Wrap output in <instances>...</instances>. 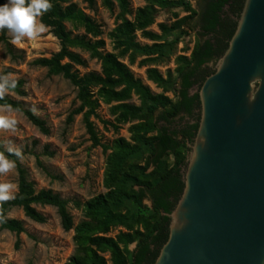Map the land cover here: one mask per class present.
Returning <instances> with one entry per match:
<instances>
[{
	"label": "trees",
	"instance_id": "1",
	"mask_svg": "<svg viewBox=\"0 0 264 264\" xmlns=\"http://www.w3.org/2000/svg\"><path fill=\"white\" fill-rule=\"evenodd\" d=\"M82 1L90 9L97 1L108 10H112L116 4L122 14L127 13L129 6L128 0ZM146 1L148 4L137 11L134 27L125 22L115 31L117 37L121 38L117 43L125 51L134 49L145 56L163 53V44L138 47L129 36L130 32L141 31L142 36L148 40L157 38L155 34L146 31L154 22L153 6L161 9L180 8L187 13L170 26L159 24L161 33L178 32L184 36L187 33L185 28L196 32L197 42L189 58H178L177 100L172 105L163 94H152L115 55L102 53L104 42L100 38V26L79 10L73 0H51V10L41 17L42 23L58 40L60 47L50 57L35 60L33 65L46 69L49 76H61L75 88L77 106L67 117V122L73 116L81 115L91 145L101 147L103 151L109 148L101 144L92 121L98 117L96 110L99 104L95 96L106 104H114L110 107L113 122L102 121L105 127L110 126L116 133L121 125L131 124L130 141L122 137L116 138L106 157L103 178L106 192L83 205V220L76 225L68 211L69 202L51 190L36 192L20 160L10 156V159L16 160L19 191L15 199L3 204L6 222H0V230L13 233L17 237L24 233L21 221L7 217V213L13 208L20 209L25 218L38 224H43L45 218L35 209V205L55 208L61 229L64 232L73 231L75 251L67 264L155 262L168 237L169 215L184 188L183 169L186 166V156L200 119L197 91L205 78L214 72L208 65L218 62L225 52L244 4V0H202L200 10L197 11L188 0ZM6 2L7 0H0V4ZM66 23L76 29L81 28L84 35L73 36L67 30ZM7 34V29L0 31V45L8 55L13 56ZM87 35L93 41L86 39ZM72 48L82 49L91 58L97 59L100 62V73L79 75L74 71L73 65L84 66L85 62ZM147 78L165 91L170 82V78H163L156 69H149ZM12 93L24 95L21 80H18V86ZM133 96L137 97L139 105L130 103ZM4 103L19 110L42 135L49 134L46 122L25 109L20 102L5 97L0 100V104ZM180 115L187 116L190 120L180 125L177 122ZM0 150L4 149L0 147ZM143 151H146L147 156L143 165L139 166L133 159ZM5 154L9 155L7 152ZM169 157H172L171 165L166 161ZM149 168L152 170L148 172ZM144 200L150 202V207L143 204ZM73 204L80 207L78 202ZM116 226L125 228L126 232L109 237L108 234ZM18 245L17 239L15 248ZM130 245H134L133 250H129ZM106 252L109 253L108 260L102 255Z\"/></svg>",
	"mask_w": 264,
	"mask_h": 264
},
{
	"label": "rangeland",
	"instance_id": "2",
	"mask_svg": "<svg viewBox=\"0 0 264 264\" xmlns=\"http://www.w3.org/2000/svg\"><path fill=\"white\" fill-rule=\"evenodd\" d=\"M188 1L192 8L200 10L202 0ZM128 2V11L122 14L116 4L112 10H108L101 5L100 1H97L90 9L82 0H73L79 10L100 26V38L104 42L102 53L115 55L135 78L150 89L152 94H163L172 105L177 100L178 58L180 56L189 58L197 42L196 32L185 28L187 33L184 36L179 35L178 32L161 33L159 24L170 26L187 13L180 8L161 9L153 6L154 22L146 31L155 34L157 38L153 41L148 40L142 36L141 31L130 32L129 36L133 44L138 47L151 46L154 43L163 44V53L145 56L134 49L125 51L123 46L118 45L117 41L121 38L117 37L115 31L125 22L134 27L137 11L148 4L146 0H128ZM66 28L73 36L84 35L81 28L76 29L69 23H66ZM7 37L12 46L13 56L8 55L0 45V74H11L17 80H21L24 95L18 96L11 92L6 97L20 102L25 109L34 108L35 115L46 122L49 134L42 135L22 113L18 112L20 122L15 133H0V147L4 149V143L10 138L12 143L22 149L23 160L20 162L27 172L28 180L33 183L35 191L51 190L67 200L68 211L72 216L73 224L76 225L83 220V205L106 192L103 186L106 157L116 138L122 137L130 141L131 124L121 125L116 133L110 126L105 127L102 121L113 122L114 117L110 113V107L114 104H106L101 98L95 96L99 104L96 110L98 117L92 121L101 144L109 149L103 151L101 147H93L85 132L81 115L73 116L72 120L67 122V117L77 106L75 88L61 76H49L46 69L33 65L35 60L48 58L56 53L60 47L58 40L48 29L36 39L25 40L19 44L11 42L12 37L9 32ZM86 39L93 41L88 35ZM71 50L78 53L85 62L84 66L73 65V70L79 75L89 72L100 73V62L97 59L91 58L90 54L82 49L72 48ZM217 64L218 62L210 63L208 68L215 69ZM149 69H156L163 78H170L166 91L149 81L147 78ZM130 103L139 105L135 96ZM45 151L52 155H47ZM146 156V151H143L133 159V162L142 166ZM188 157L189 152L186 160ZM166 161L171 165L172 157L167 158ZM151 170L152 168H149L148 172ZM6 179L17 183V172L8 177H0V181ZM74 202H78L80 207H75ZM143 204L150 207L148 200H144ZM34 207L44 216L43 224L28 220L18 208H13L7 213L8 218L23 223L24 233L17 237L13 233L0 230V264H67L74 254L73 231L64 232L61 229L55 208L39 205ZM119 232H126V229L116 226L108 236L114 237ZM17 239L19 245L15 248ZM133 248L134 245L129 246V250ZM102 255L106 260L109 259L108 252Z\"/></svg>",
	"mask_w": 264,
	"mask_h": 264
},
{
	"label": "water",
	"instance_id": "3",
	"mask_svg": "<svg viewBox=\"0 0 264 264\" xmlns=\"http://www.w3.org/2000/svg\"><path fill=\"white\" fill-rule=\"evenodd\" d=\"M153 264H264V0H244L214 72Z\"/></svg>",
	"mask_w": 264,
	"mask_h": 264
},
{
	"label": "clouds",
	"instance_id": "4",
	"mask_svg": "<svg viewBox=\"0 0 264 264\" xmlns=\"http://www.w3.org/2000/svg\"><path fill=\"white\" fill-rule=\"evenodd\" d=\"M52 8L51 0H7L0 4V31L11 34L12 43L19 44L25 40H33L47 31V26L42 23L41 17ZM18 86L17 78L11 74H0V100L11 94ZM18 111L11 104H0V133H15L19 124ZM33 114L36 110L31 108ZM0 150V177H8L16 171L15 156L23 160V151L20 147L7 139ZM9 155H6L5 153ZM19 186L12 180L0 181V222H6L3 204L16 198Z\"/></svg>",
	"mask_w": 264,
	"mask_h": 264
},
{
	"label": "flooded vegetation",
	"instance_id": "5",
	"mask_svg": "<svg viewBox=\"0 0 264 264\" xmlns=\"http://www.w3.org/2000/svg\"><path fill=\"white\" fill-rule=\"evenodd\" d=\"M232 17V16H231ZM180 119H178L177 120V122L180 124V125H183V124H185V122L187 121V120H190L187 116H184V115H180ZM182 119V120H181Z\"/></svg>",
	"mask_w": 264,
	"mask_h": 264
}]
</instances>
